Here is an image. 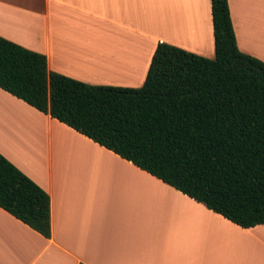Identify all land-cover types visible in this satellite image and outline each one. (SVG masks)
I'll use <instances>...</instances> for the list:
<instances>
[{
	"label": "crops",
	"instance_id": "0c3cea01",
	"mask_svg": "<svg viewBox=\"0 0 264 264\" xmlns=\"http://www.w3.org/2000/svg\"><path fill=\"white\" fill-rule=\"evenodd\" d=\"M239 52L264 63V0H226ZM0 37L48 71L138 88L158 43L213 57L210 0H0ZM0 155L49 198L43 238L0 209V264H264L240 228L0 89Z\"/></svg>",
	"mask_w": 264,
	"mask_h": 264
},
{
	"label": "trees",
	"instance_id": "16d2710c",
	"mask_svg": "<svg viewBox=\"0 0 264 264\" xmlns=\"http://www.w3.org/2000/svg\"><path fill=\"white\" fill-rule=\"evenodd\" d=\"M210 17L212 58L158 43L138 88L50 72L0 37V89L236 226L264 224V63L236 48L226 0ZM0 209L49 238L47 194L2 155Z\"/></svg>",
	"mask_w": 264,
	"mask_h": 264
}]
</instances>
